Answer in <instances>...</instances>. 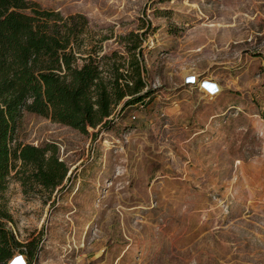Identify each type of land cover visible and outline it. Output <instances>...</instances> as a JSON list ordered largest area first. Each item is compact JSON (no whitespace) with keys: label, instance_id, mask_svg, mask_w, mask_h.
<instances>
[{"label":"rangeland","instance_id":"1","mask_svg":"<svg viewBox=\"0 0 264 264\" xmlns=\"http://www.w3.org/2000/svg\"><path fill=\"white\" fill-rule=\"evenodd\" d=\"M125 37L151 89L83 132L23 111L15 139L52 142V189L10 172L6 226L30 264H264V0H32ZM125 37V38H124ZM80 62V60H78Z\"/></svg>","mask_w":264,"mask_h":264},{"label":"trees","instance_id":"2","mask_svg":"<svg viewBox=\"0 0 264 264\" xmlns=\"http://www.w3.org/2000/svg\"><path fill=\"white\" fill-rule=\"evenodd\" d=\"M87 23L79 12L64 15L32 0H0V264L23 253L5 224L10 214L2 191L10 172L26 191L37 185L52 189L68 171L54 143L15 139L22 112L86 132L106 125L121 101L123 108L151 93L142 91L146 83L135 52L137 34L125 36L133 41L125 46L126 57L117 50L99 54L95 45L82 48Z\"/></svg>","mask_w":264,"mask_h":264},{"label":"built area","instance_id":"3","mask_svg":"<svg viewBox=\"0 0 264 264\" xmlns=\"http://www.w3.org/2000/svg\"><path fill=\"white\" fill-rule=\"evenodd\" d=\"M5 264H27L25 257L22 256L20 253L13 254Z\"/></svg>","mask_w":264,"mask_h":264}]
</instances>
